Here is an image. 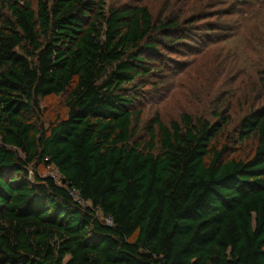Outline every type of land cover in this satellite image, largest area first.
Instances as JSON below:
<instances>
[{"label":"trees","instance_id":"16d2710c","mask_svg":"<svg viewBox=\"0 0 264 264\" xmlns=\"http://www.w3.org/2000/svg\"><path fill=\"white\" fill-rule=\"evenodd\" d=\"M167 2L153 17L139 4L0 0V264H264V99L226 134L251 151L230 155L219 110L156 117L138 141L125 92L146 55L255 19L264 0ZM65 92V115L44 127L40 101Z\"/></svg>","mask_w":264,"mask_h":264},{"label":"rangeland","instance_id":"374dc122","mask_svg":"<svg viewBox=\"0 0 264 264\" xmlns=\"http://www.w3.org/2000/svg\"><path fill=\"white\" fill-rule=\"evenodd\" d=\"M102 1L105 8L123 4L146 5L156 17L163 12L169 0ZM261 10L264 7L256 8L254 12ZM5 12L0 3V13ZM223 18L227 19L226 16ZM239 18L241 20L236 22L233 20L238 18L234 15L231 18L229 26L235 27L232 34L230 28L214 35L205 28H199L185 35L183 42L146 55L148 71H141L131 84L125 86V92L134 98L132 109L140 111L139 129L135 136L138 141L148 139L156 117L164 124L178 120L182 113L216 121L215 112L219 110L229 116V124L219 136L218 147L227 143L230 155L251 151L253 141L248 140L241 145L244 149L238 148L234 152L231 149L234 143L226 140V134L232 136L233 129L247 109L264 99V11L259 12L255 19H250L251 13ZM66 95L67 92L49 95L40 101L39 112L44 127L65 115ZM37 172L55 179L59 177L50 166L40 165ZM32 176L33 171L30 170Z\"/></svg>","mask_w":264,"mask_h":264}]
</instances>
